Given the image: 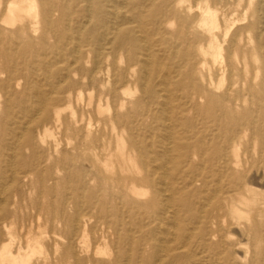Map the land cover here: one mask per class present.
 I'll use <instances>...</instances> for the list:
<instances>
[{
	"label": "rangeland",
	"instance_id": "rangeland-1",
	"mask_svg": "<svg viewBox=\"0 0 264 264\" xmlns=\"http://www.w3.org/2000/svg\"><path fill=\"white\" fill-rule=\"evenodd\" d=\"M118 1V15L129 17L119 28L95 17L94 0H50L49 28L30 33L34 49L6 61L18 78L13 88L0 81V138L20 139L0 150L7 198L0 246L20 248L28 264H264V92L249 91L264 87V0H221L220 11L232 9L237 19L252 3L246 17L258 22L242 43L253 35L261 43L258 53L231 50L210 62L211 83L191 67L196 43L180 25L176 0ZM192 83L226 93L223 104L240 105L241 125L221 117ZM81 139L85 175L70 166L67 178L55 161ZM37 166L42 180L25 176ZM104 177L117 193L116 205L105 204L114 216L98 208L111 201ZM130 177L150 183L137 179L127 193ZM230 184L241 191L236 202L226 200Z\"/></svg>",
	"mask_w": 264,
	"mask_h": 264
},
{
	"label": "bare ground",
	"instance_id": "bare-ground-1",
	"mask_svg": "<svg viewBox=\"0 0 264 264\" xmlns=\"http://www.w3.org/2000/svg\"><path fill=\"white\" fill-rule=\"evenodd\" d=\"M94 1L95 3L93 4L96 8L95 17L98 18L102 16L103 19H106V21L108 20L112 24L116 25L117 28H119V26H121L122 24H125L124 21L128 20L129 17H127L125 14L118 15V12L116 10V5H118L119 3L118 0H115V1L106 0L107 2H113L115 6H113V4L112 5L110 4L102 5L101 4L102 0H94ZM176 2H177V5L179 6L178 11L176 10V12L181 13L179 17L181 20L180 25L183 27L184 30L185 28L189 30L190 38L192 39L194 43H196L195 49L191 51V54L193 56L191 67H194L196 70L199 71L201 78H202V74L208 73L209 83H211V79L213 76L212 75L213 73L211 71L212 68L211 66H209L210 62L219 61L220 57L227 55L229 52H231V50L238 53V52H244L246 49H248L251 52L258 53V49L261 43L260 35H253L250 38V41H248L247 43L245 42L242 43V38L245 35V33H250L253 30H255L257 26V22H258V21L250 20L246 17L247 11L251 9L252 3L249 4L248 9H245L244 17L242 19H237L236 16H234V14L236 13L232 9L231 10L229 9L227 13H225V11H220V6H221V3L223 2L221 0H176ZM51 4L52 3L50 2V0H0V25H4V27H0V73L5 71L7 75L6 79L0 78V81L1 80L4 81L3 84L7 85V87L13 88L12 86L14 82L16 81V79L18 78V74H17L16 67L10 68L11 64L10 65L7 64L6 61L12 62L13 59L15 58L16 52L19 50L25 53L26 51H30L31 48L34 49L36 42L31 37L32 35L30 33L40 32V31L42 32L44 26L49 28V25L51 24L52 19H53L50 13ZM68 8L67 7L64 8L65 9L64 15L69 18L71 13L70 12L68 13L67 11ZM87 8H89V5ZM228 13L232 15L231 18L230 17L227 18L226 14ZM116 18L118 19V21H120L119 23L117 22ZM218 18L222 20L221 25H220ZM239 20H247V21L243 25L235 27L236 25H238L236 24V22ZM38 23L41 24L39 27L36 26ZM5 25H7L8 27H5ZM102 26L106 28L105 23H103ZM9 34L14 35V41H10L7 39L8 38L7 36ZM222 50H223V53H221ZM260 59L262 62H264V58H260ZM195 65H197L198 67H196ZM184 77L188 78L187 75H184ZM191 88L196 95L206 98L211 104L216 103L217 105H219V111H220L221 117H223L226 120L229 119L233 121L234 123L241 125L240 122H241V118L243 117L242 116L243 113L240 110V105H238L236 102L223 104L224 100H228L227 97H224L226 96V93H224V95L222 96L215 95L211 88L208 89L207 87H202L201 85H198L197 83L196 84L192 83ZM249 91L252 94H255L254 92L257 91L258 93L263 95L264 87H261V89H258V90L250 89ZM3 94H5L4 102L6 105H8V102L10 101L9 100L10 96L14 94V91L13 89H11L9 93L4 92ZM196 104L197 103H194V105ZM6 110H7V107H6ZM8 116H11L10 112H8ZM238 133L237 131L233 132V134L226 133L228 141L235 140L234 135ZM19 139H20V136L17 137L13 141V139L7 138L6 132H4L3 137L0 138V150L3 148H8L9 150L15 149L16 148L15 144L19 143ZM24 143H25L24 145L27 148H30V147L33 148L34 146L30 141H27V140L24 141ZM230 145H231V142H230ZM82 146H83L82 139L74 141L73 151H71L72 153H70V151H65L64 153H62L63 158L61 157L62 159L55 161V165L59 166L61 169H64V173H65V176H67V178L70 177V174L73 169L70 166L76 167L75 170L78 175H81V174L83 176L85 175L84 168L80 167L79 165H82L84 161L90 160V158H88L87 156L81 153H78V149H80ZM224 156L225 155H218L219 160L222 161L224 165L223 173L226 174L228 167H227V160L224 159ZM1 157L2 155L0 152V159ZM45 160L47 161L49 160V158H46ZM68 161H71V163H69V167L68 166L65 167ZM167 162H168V159H167ZM232 174H234V176L236 177L241 176L239 172H234ZM27 175L28 176L35 175L38 178V180L43 179V176H41V172L39 171L38 166L31 167L29 171L26 172L25 176ZM223 176L225 177L226 175H223ZM145 177H149V174L147 175L145 174ZM144 178L139 179L136 177H130V179H126L129 182V186L127 187V193L133 190V186L139 180H142L144 184L148 185V183H150L149 179L147 178L144 179ZM11 180L13 182L16 180V178L13 176L11 177ZM99 180H100L99 181L100 185H102L101 188H103L104 191H106L111 201L110 202L108 201L100 202L98 208L99 210L106 213V215L114 216L116 213L111 214L110 211L107 210L105 204L109 203L111 205H116L113 199L115 198L117 193L113 191V184L111 181L109 182V180L106 177L99 179ZM81 184L84 185V182H82ZM43 185L45 188V184ZM46 189L49 190L50 187H46ZM164 189L166 190V188ZM229 189L224 192L226 194V200L236 202L235 201L236 198L233 197V193L237 191L236 194L239 195L241 194V191H239L238 189L236 190L235 186H233L232 184L229 185ZM5 193H6V190H5L4 185L2 186L0 184V195L2 198H4L3 200L0 201V211H5L7 208L6 207L7 198L5 196L6 195ZM155 196H156V192H154V197L147 206L151 210L158 208L156 206ZM163 203H166L167 205L169 203L168 199H164ZM60 213L61 212L59 211H55V214H56L55 216H58V214L63 215L62 213L61 214ZM71 218L72 220L76 219L75 214H73V212L71 214ZM5 219H6V216L3 215L1 217V220L5 221ZM6 247H7V244H1L0 246V264H7V263L8 264H28L26 261L27 259L22 258L20 248L16 252H12V251L5 252ZM156 263L158 264V261Z\"/></svg>",
	"mask_w": 264,
	"mask_h": 264
}]
</instances>
